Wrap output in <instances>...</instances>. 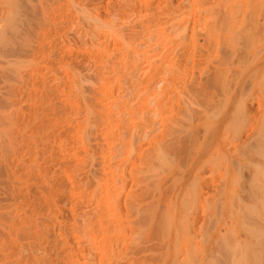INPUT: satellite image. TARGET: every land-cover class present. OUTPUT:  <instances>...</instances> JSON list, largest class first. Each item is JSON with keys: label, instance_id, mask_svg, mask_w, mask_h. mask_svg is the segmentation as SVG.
Segmentation results:
<instances>
[{"label": "rangeland", "instance_id": "1", "mask_svg": "<svg viewBox=\"0 0 264 264\" xmlns=\"http://www.w3.org/2000/svg\"><path fill=\"white\" fill-rule=\"evenodd\" d=\"M263 211L264 0H0V264H264Z\"/></svg>", "mask_w": 264, "mask_h": 264}, {"label": "bare ground", "instance_id": "2", "mask_svg": "<svg viewBox=\"0 0 264 264\" xmlns=\"http://www.w3.org/2000/svg\"><path fill=\"white\" fill-rule=\"evenodd\" d=\"M121 33H122V32H121ZM119 36H120V35H119ZM122 37H123V36H122ZM118 39L120 40V38H118ZM139 49H140V48H139ZM100 50H101V48H100ZM75 75H77L76 77H78V78L80 79V77L78 76L79 74H75V73H74V76H75ZM72 78H73V77H72ZM74 79H75V81L77 82V80H76L77 78L74 77ZM76 82H75V83H76ZM80 82H81V81H80ZM75 83H74V84H75ZM76 84H77V83H76ZM80 84H81V83H80ZM78 85H79V84H77V86H78ZM77 86L75 85V87H77ZM78 87H79V86H78ZM80 87H83V86L80 85ZM80 87L77 88V90L80 89ZM80 95H81V93H80ZM72 96H73V95H72ZM69 99H70V98H69ZM77 99H78V98H77ZM124 102H125V101H124ZM124 104H125V103H124ZM88 105H89V104H88ZM88 107H89V106H88ZM148 110H149V109H148ZM109 115H110V114H109ZM149 116H150V115H149ZM112 117H113V116H112ZM153 117H154V116H153ZM155 117H156V116H155ZM135 118H136V117H135ZM142 118H143V117H142ZM146 119H147V118H146ZM149 121H150V120H149ZM89 126H90V125H89ZM30 131H31V130H30ZM44 131H45V130H44ZM25 132H26V131H25ZM25 132H24V133H25ZM50 132H51V131H50ZM5 133H7V132H3V133H1V134L5 135ZM46 133H47V131H46ZM81 134H82V133H81ZM84 134H86V133L84 132ZM23 135H24V134H23ZM41 135H42V134H41ZM51 135H52V134H51ZM84 136H85V135H84ZM6 137H7V136H6ZM80 137H81V136H79V139H80ZM86 137H87V135H86ZM86 137H85V141H87V140H86ZM24 138H25V137H24ZM26 138H27V137H26ZM33 138H34V136H33ZM37 138H38V137H37ZM83 139H84V138H83ZM35 140H36V139H35ZM80 142H81V141H80ZM82 142H83V141H82ZM83 144H84V142H83ZM113 147H114V146H113ZM11 148H12V147H11ZM61 148H62V147H61ZM35 150H36V149H35ZM262 177H263V176H262ZM113 181H115V180H113ZM113 181H112V184H113ZM47 182H48V181H47ZM115 183H116V181H115ZM109 184H110V183H109ZM112 184H111V186H112ZM117 184H118V183H117ZM117 184H116V185H117ZM106 185H107V184H106ZM113 186H114V185H113ZM113 186H112V187H113ZM109 187H110V186H109ZM114 187L117 188V186H114ZM122 188H123V187H122ZM259 188H260V187H259ZM116 190L119 191V189H116ZM113 191H114V190H113ZM117 191H114V192L117 193ZM121 191H122V190H121ZM114 192H113V193H114ZM54 193H55V192H54ZM109 193H112V192H109ZM113 193H112V194H113ZM116 193H115V194H116ZM107 195H108V194H107ZM118 195H119V194H118ZM110 196H111V194H110ZM114 196H115V195H114ZM108 197H109V196H108ZM115 197H116V196H115ZM110 198H111V197H110ZM117 198H118V196H117ZM117 198H116V199H117ZM45 199H46V198H45ZM112 199H113V198H112ZM46 200H47V199H46ZM104 200H105V199H104ZM117 200H118V199H117ZM102 201H103V200H102ZM105 201H106V200H105ZM109 201H110V200H109ZM112 201H113V200H112ZM114 202H115V200H114ZM106 203H108V202H106ZM106 203H105V204L103 203L102 205H104V206H102V207L105 208V207H106L105 205H107ZM53 204H54V203H53ZM100 204H101V203H100ZM109 204H110V203H109ZM113 204H114V203H113ZM120 204H121V203H120ZM51 205H52V204H51ZM111 205H112V204H111ZM108 206H109V205H108ZM112 206H113V205H112ZM114 206H116V205H114ZM114 206H113V208H114ZM118 207H119V205H118ZM115 208H117V207H115ZM111 209H112V207H111ZM112 210H114V209H112ZM55 211H56V210H55ZM103 211H104V209H103ZM114 211H115V210H114ZM107 212H108V211H107ZM263 212H264V211H263ZM112 213H113V212H112ZM236 213H237V212H236ZM236 213H234V215L236 216V219H235V220H237L236 222H239V223H240L239 226H240V228H241V226H242L241 224H242V222H243L244 220H242L241 216H240V215H237ZM113 214H114V213H113ZM117 214H119V213H117ZM239 214H240V213H239ZM115 215H116V214H114V216H115ZM119 215H120V214H119ZM234 215H233V217H234ZM50 216H51V215H50ZM168 217H169V216H168ZM38 218H39V217H38ZM102 218H103V217H102ZM102 218H101V219H102ZM116 218H117V217H116ZM117 220H118V219H117ZM235 220L233 219V221H235ZM241 220H242V222H241ZM102 221H103V220H102ZM120 221H121V220H119L118 222H120ZM118 222H117V223H118ZM86 224H87V223H86ZM100 224H101V223H100ZM110 224H111V223H110ZM188 224H189V223H188ZM234 224H235V223H234ZM103 225H104V224H103ZM185 225H187V223H185ZM84 226H85V225H84ZM88 226H89V225H88ZM169 226H171V225H169ZM187 226H188V225H187ZM63 227H64V226H63ZM101 227H102V226H101ZM233 227H234V226H233ZM244 227H245V226H244ZM244 227H243V228H244ZM39 228H40V227H39ZM89 228H90V227H89ZM247 228H248V227H246V228H245L246 230H245V229H244V230L248 232ZM80 229H81V228H80ZM99 229H100V228H99ZM101 229H102V228H101ZM105 229H106V228H105ZM105 229H104V230H105ZM253 229H254V228H253ZM253 229H252V231H253ZM240 230H241V229H240ZM242 230H243V229H242ZM105 231H106V230H105ZM105 231H103V233H105ZM245 231H244V232H245ZM58 232H59V231H58ZM187 232H188L187 234L190 233L189 231H187ZM247 232H245V233H247ZM250 232H251V231H250ZM250 232H248V233H250ZM111 233H113V232H111ZM184 233H185V231H184ZM108 234H109V233H108ZM104 235H105V234H104ZM249 235H250V234H249ZM82 236H83V233H82ZM82 236H81V237H82ZM186 236L189 238V237H191V234L186 235ZM85 237H86V236H85ZM106 237H107V236H106ZM187 237L184 238L185 241H186V242H184L185 244L182 243V245L184 244V246H185V245L188 246L189 243H190V242H189V239H188ZM82 238H83V237H82ZM88 238H89V237H88ZM249 238H250V237H249ZM41 239H42V238H41ZM78 239H79V238H78ZM107 239H108V238H107ZM174 239H175V238H174ZM180 239H181V238H180ZM184 239H181V240H184ZM82 240H83V239H82ZM175 240L177 241V239H175ZM191 240H192L191 242H193V239H192V238H191ZM249 240H250V239H249ZM249 240H248V241H249ZM89 241L91 242V240H89ZM89 241H88V242H89ZM111 241H112V239H111ZM90 242H89V243H90ZM108 242H109V241H108ZM113 242H114V241H113ZM113 242H112V243H113ZM109 243H110V242H109ZM177 243H178V242H177ZM177 243H176V244H177ZM69 244H70V243H69ZM176 244H175V246H176ZM193 244H194V243H192V244L190 243L191 247H192ZM89 245H90V244H89ZM116 245H117V244H116ZM173 245H174V244H173ZM180 245H181V244H180ZM190 245H189V247H190ZM104 246H105V245H104ZM112 246H113V245H112ZM108 247H111V245H109ZM189 247H188V248H189ZM111 248H112V247H111ZM175 248H176V247H175ZM106 249H107V248H106ZM109 249H110V248H109ZM109 249H108V250H109ZM116 250H117V249H116ZM106 251H107V250H106ZM111 251H112V250H111ZM185 251H186V250H185ZM114 252H115V251H114ZM116 252H117V251H116ZM116 252H115V253H116ZM178 252H180V251H178ZM182 252H183V251H182ZM110 253H112V252H110ZM69 254H70V253H69ZM11 255H12V254H11ZM106 255H108V253H107ZM110 255H111V254H110ZM185 255H187V254H185ZM188 255H189V254H188ZM189 256H190V255H189ZM104 257H105V256H104ZM113 257H114V256H113ZM113 257H111V258H113ZM186 257L188 258V256H186ZM108 258H110L109 255H108ZM108 258H107V259H108ZM189 258H190V257H189ZM110 260H111V259H110ZM187 260H188V259H187ZM104 261H105V260H104ZM102 262H103V261H102ZM107 262H108V261H107ZM185 263H186V260H185ZM73 264H74V263H73ZM102 264H103V263H102ZM105 264H106V263H105Z\"/></svg>", "mask_w": 264, "mask_h": 264}]
</instances>
